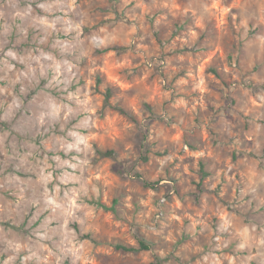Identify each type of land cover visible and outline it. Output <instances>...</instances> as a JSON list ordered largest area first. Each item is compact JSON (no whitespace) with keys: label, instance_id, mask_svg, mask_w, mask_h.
I'll use <instances>...</instances> for the list:
<instances>
[{"label":"rangeland","instance_id":"374dc122","mask_svg":"<svg viewBox=\"0 0 264 264\" xmlns=\"http://www.w3.org/2000/svg\"><path fill=\"white\" fill-rule=\"evenodd\" d=\"M0 264H264V0H0Z\"/></svg>","mask_w":264,"mask_h":264},{"label":"trees","instance_id":"16d2710c","mask_svg":"<svg viewBox=\"0 0 264 264\" xmlns=\"http://www.w3.org/2000/svg\"><path fill=\"white\" fill-rule=\"evenodd\" d=\"M106 100L109 102L110 100V96L107 95L106 97ZM105 154H111L110 152H106ZM204 175H207L204 173ZM117 248L120 249V250H123L125 252H137L139 250H146L148 249L147 245L145 242H140V248H135V247H132V246H121V245H117Z\"/></svg>","mask_w":264,"mask_h":264}]
</instances>
